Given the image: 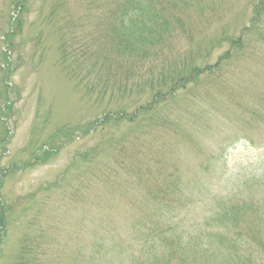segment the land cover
I'll return each instance as SVG.
<instances>
[{
    "label": "rangeland",
    "instance_id": "rangeland-1",
    "mask_svg": "<svg viewBox=\"0 0 264 264\" xmlns=\"http://www.w3.org/2000/svg\"><path fill=\"white\" fill-rule=\"evenodd\" d=\"M58 1L30 0L22 30L9 36V43L0 41V200L8 210L0 264H15L23 247L34 252L31 264H130L137 248L132 231L142 235L145 223L121 212L140 209L130 205V210L126 203L120 208L117 200L108 204L110 196L103 201L106 189L101 193L100 185L103 168L120 144L129 149L136 144L140 155L133 167L141 172L156 168L157 161L166 167L162 173L176 172L181 181L184 202L176 203L177 214L150 206L158 210L152 214L174 216L187 233L198 226L229 233L226 244L245 235L238 246L253 248V264H264V0H164L191 27L190 35L178 39L179 51L192 50L194 41L197 49H210L208 61H220V69L217 78L178 92L154 112L166 115L171 127L159 137L145 130V122L106 124L88 132L105 103L88 100L60 64L57 29L63 21L48 19ZM61 1L63 18L89 10V0ZM109 1L99 4L103 8ZM71 7L75 13L68 12ZM90 14L87 24H97L91 8ZM12 15L9 0H0L2 39ZM216 41L220 44L212 48ZM7 44L16 47L9 66L3 57ZM229 89L230 100L224 93ZM136 100L134 94L126 102ZM237 138L228 155L213 162ZM119 193V188L113 192ZM105 217L133 248L117 243L111 251L115 234L100 229ZM155 218V223L168 221ZM99 233L108 246L104 256L100 249L92 253ZM218 254L217 261L226 258L224 250ZM179 263L177 257L163 262Z\"/></svg>",
    "mask_w": 264,
    "mask_h": 264
},
{
    "label": "trees",
    "instance_id": "trees-1",
    "mask_svg": "<svg viewBox=\"0 0 264 264\" xmlns=\"http://www.w3.org/2000/svg\"><path fill=\"white\" fill-rule=\"evenodd\" d=\"M9 2L13 13L10 17V27L3 33L4 39L0 37V41L7 43L9 36L14 37L22 30L30 0ZM164 2L112 0L104 3L102 8L100 0H89L86 15L78 18L66 15L63 18L60 16L65 1L59 0L54 11L49 14L50 21L56 24L63 21L59 24L57 33L60 64L66 74L76 81L80 92L88 100H94L95 104L105 103L102 117L94 120L88 132L95 133L98 127L106 124L119 128L123 124L138 127L140 122H145L148 123L145 130L150 128L159 134L158 137L162 136L171 130L169 120L166 115H155L154 112L159 111L164 102L175 98L178 92H189L200 82L217 78L219 75L220 61L214 64L208 61L210 49H197L192 41V50L185 54L179 51L177 41L183 34L190 35L191 27L188 29L186 18L176 12L177 9L171 11L172 6H165ZM90 8L94 13V22L97 21L95 25L87 24L91 16ZM72 11L75 13L73 7L68 12ZM256 17L257 15L253 19ZM254 20L252 23L256 24L258 19ZM237 41L239 42V39H233L232 43ZM219 44L220 41H216L212 48ZM7 46L3 50L5 66L10 65L11 53L16 48H10L9 44ZM5 80L7 81V73ZM228 91L230 89L224 93L230 100L232 95ZM134 94L138 100L126 102ZM239 141L240 138H237L225 145L222 153L212 158L213 162L220 160L221 156H227L229 150ZM136 150V144L130 149L125 145H118L110 155L112 163L109 162L103 172L101 170V193L106 189L102 196L103 201L110 196L108 204L110 200H117L120 208H123L125 203L130 210L133 209L131 206H138L140 211L131 213L122 210L121 213L135 217V222H139L140 218L141 223H145V232L142 235L137 236L136 232L132 231L136 241L134 244L137 246L134 249L130 243L125 242L124 234L120 235L114 224L107 225L105 217V225L100 226V229L103 234H106L107 228L109 233L115 234L113 239L110 238L113 243L111 251L116 250L114 248L117 243L119 248L127 243L134 250L132 253L130 249L125 250L131 253L130 264H163L167 259L176 257L180 261L179 264H253L254 249L238 246V242L245 238V235H239L226 244L231 239L229 233L205 226H198L187 233L173 222L174 216L162 219L158 212L152 214L158 210L154 211L150 206L177 214L176 203L179 202L180 206H183L184 202L181 198V181L178 180L176 172L162 173L166 167L157 161L156 168H143L142 172L138 165L133 167V160L136 155H140ZM1 185L0 179V188ZM118 188L121 193L113 194ZM135 194L140 197L135 199ZM129 196H133L132 199ZM103 203L107 205L106 202ZM7 211L0 200V242L7 230ZM155 217L161 222L168 221L155 223L152 221ZM93 220L91 218L92 223ZM113 221L115 222L114 218ZM88 233L90 234V230ZM93 233L98 234L95 231ZM101 235L99 233L97 244L92 248L93 255L100 249L104 256L107 250V243L104 242L106 238H103V235L102 239H99ZM115 239L117 242H113ZM166 250L167 253L162 255ZM221 250H224L226 258L220 262L217 258ZM33 256L34 252L29 247H23L15 264H31L36 260Z\"/></svg>",
    "mask_w": 264,
    "mask_h": 264
}]
</instances>
